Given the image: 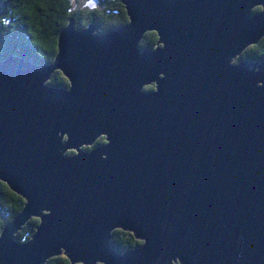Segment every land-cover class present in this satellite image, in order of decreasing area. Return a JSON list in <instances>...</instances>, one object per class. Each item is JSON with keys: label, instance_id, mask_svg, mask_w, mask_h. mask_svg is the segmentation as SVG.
I'll return each instance as SVG.
<instances>
[{"label": "water", "instance_id": "95a60500", "mask_svg": "<svg viewBox=\"0 0 264 264\" xmlns=\"http://www.w3.org/2000/svg\"><path fill=\"white\" fill-rule=\"evenodd\" d=\"M123 3L110 32L72 19L52 63L0 61V180L26 199L0 264H264V59L235 62L264 0ZM117 229L143 244L118 252Z\"/></svg>", "mask_w": 264, "mask_h": 264}, {"label": "trees", "instance_id": "16d2710c", "mask_svg": "<svg viewBox=\"0 0 264 264\" xmlns=\"http://www.w3.org/2000/svg\"><path fill=\"white\" fill-rule=\"evenodd\" d=\"M96 8H76L73 0H0V61L10 56L25 58L37 64L52 63L58 53V42L61 31L75 19L78 29H85L94 24L97 33H106L126 25L129 22L123 0H99ZM261 7L254 9L259 13ZM142 50L156 49L159 46V35L156 31L147 32L139 44ZM264 59V37L255 45L248 47L241 60L262 61ZM51 85L69 88V80L62 71L54 73ZM154 86H147L152 90ZM101 137L96 145L105 143ZM95 145V146H96ZM92 147H86L91 149ZM76 151L68 152L74 155ZM26 199L14 192L10 186L0 180V234L4 227L23 210ZM40 219L33 217L20 230L17 240L26 242L36 232ZM112 247L120 253L132 250L143 244L134 234L117 229L113 232ZM46 264H71L69 258L62 254L53 257ZM179 264V263H175Z\"/></svg>", "mask_w": 264, "mask_h": 264}, {"label": "rangeland", "instance_id": "374dc122", "mask_svg": "<svg viewBox=\"0 0 264 264\" xmlns=\"http://www.w3.org/2000/svg\"><path fill=\"white\" fill-rule=\"evenodd\" d=\"M89 1L90 0H73L76 8H81V9L86 8V5L85 4L88 3ZM256 8H258V7H256Z\"/></svg>", "mask_w": 264, "mask_h": 264}, {"label": "flooded vegetation", "instance_id": "af4514ba", "mask_svg": "<svg viewBox=\"0 0 264 264\" xmlns=\"http://www.w3.org/2000/svg\"><path fill=\"white\" fill-rule=\"evenodd\" d=\"M97 30H98V28H97ZM66 77V76H65ZM149 86H154V88L153 89H155L156 88V84H152V85H149ZM147 87V86H146ZM145 87V88H146Z\"/></svg>", "mask_w": 264, "mask_h": 264}]
</instances>
